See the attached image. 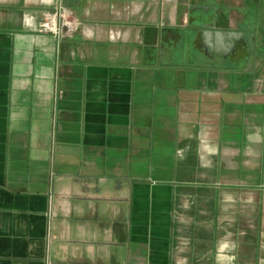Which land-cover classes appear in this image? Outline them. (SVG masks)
Here are the masks:
<instances>
[{
  "label": "crops",
  "instance_id": "1",
  "mask_svg": "<svg viewBox=\"0 0 264 264\" xmlns=\"http://www.w3.org/2000/svg\"><path fill=\"white\" fill-rule=\"evenodd\" d=\"M0 264H264V0H0Z\"/></svg>",
  "mask_w": 264,
  "mask_h": 264
},
{
  "label": "water",
  "instance_id": "2",
  "mask_svg": "<svg viewBox=\"0 0 264 264\" xmlns=\"http://www.w3.org/2000/svg\"><path fill=\"white\" fill-rule=\"evenodd\" d=\"M204 36V47L207 54L212 55L219 52L220 47L227 57L228 53L235 47L234 41L238 40L242 34L206 31Z\"/></svg>",
  "mask_w": 264,
  "mask_h": 264
},
{
  "label": "built area",
  "instance_id": "3",
  "mask_svg": "<svg viewBox=\"0 0 264 264\" xmlns=\"http://www.w3.org/2000/svg\"><path fill=\"white\" fill-rule=\"evenodd\" d=\"M62 17H64L66 20L69 18L68 15L65 14V13L62 14ZM56 19L57 18L55 16L53 19L41 24V28L44 29V30H50L52 28H56L57 27L56 26L57 25L56 24ZM68 23H71V22H68Z\"/></svg>",
  "mask_w": 264,
  "mask_h": 264
}]
</instances>
